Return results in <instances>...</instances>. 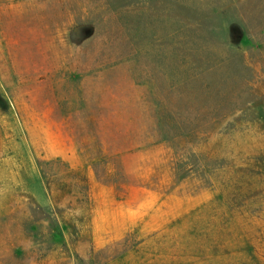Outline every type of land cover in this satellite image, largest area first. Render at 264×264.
Listing matches in <instances>:
<instances>
[{
  "label": "rangeland",
  "instance_id": "374dc122",
  "mask_svg": "<svg viewBox=\"0 0 264 264\" xmlns=\"http://www.w3.org/2000/svg\"><path fill=\"white\" fill-rule=\"evenodd\" d=\"M0 264H264V0H0Z\"/></svg>",
  "mask_w": 264,
  "mask_h": 264
}]
</instances>
